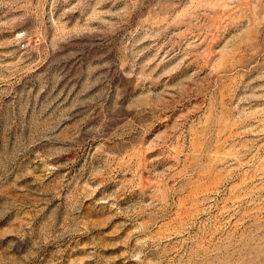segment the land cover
Instances as JSON below:
<instances>
[{
    "label": "rangeland",
    "instance_id": "rangeland-1",
    "mask_svg": "<svg viewBox=\"0 0 264 264\" xmlns=\"http://www.w3.org/2000/svg\"><path fill=\"white\" fill-rule=\"evenodd\" d=\"M0 264H264V0H0Z\"/></svg>",
    "mask_w": 264,
    "mask_h": 264
},
{
    "label": "built area",
    "instance_id": "built-area-1",
    "mask_svg": "<svg viewBox=\"0 0 264 264\" xmlns=\"http://www.w3.org/2000/svg\"><path fill=\"white\" fill-rule=\"evenodd\" d=\"M16 38L19 40V45L21 46H24V42L22 41L23 40V32H17L16 33Z\"/></svg>",
    "mask_w": 264,
    "mask_h": 264
}]
</instances>
